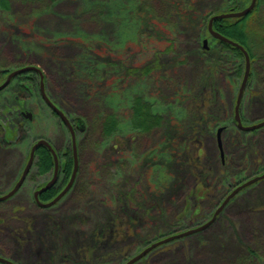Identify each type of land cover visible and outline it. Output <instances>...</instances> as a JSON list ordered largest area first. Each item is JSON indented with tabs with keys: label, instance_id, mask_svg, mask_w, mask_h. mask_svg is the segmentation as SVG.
Wrapping results in <instances>:
<instances>
[{
	"label": "rangeland",
	"instance_id": "374dc122",
	"mask_svg": "<svg viewBox=\"0 0 264 264\" xmlns=\"http://www.w3.org/2000/svg\"><path fill=\"white\" fill-rule=\"evenodd\" d=\"M249 1L9 0L10 10H0V73L37 67L49 96L85 132L79 171L55 206L33 205V191L49 176L35 173L0 201V256L16 264H124L145 245L203 224L237 180L262 174L264 128L242 132L233 123L243 60L204 34L209 16ZM257 16L263 24L264 6ZM251 48L240 111L246 125L264 120V47L254 40ZM28 89L30 80L12 81L0 92V107L18 94L32 121L0 114L20 137L5 148L0 134V196L18 180L31 141L47 138L60 150L68 138ZM135 95L162 117L159 128L131 129ZM111 114L119 126L107 139L102 122ZM210 225L133 264H264V183Z\"/></svg>",
	"mask_w": 264,
	"mask_h": 264
},
{
	"label": "flooded vegetation",
	"instance_id": "af4514ba",
	"mask_svg": "<svg viewBox=\"0 0 264 264\" xmlns=\"http://www.w3.org/2000/svg\"><path fill=\"white\" fill-rule=\"evenodd\" d=\"M13 70H15V69H13ZM13 70H11V71H13ZM11 71H7L6 72V74H5V76H4V78H3V80H2L1 83H3V81L6 78V76ZM3 72L4 71H2L1 73H3ZM41 75H42V77L40 76V73H38L37 71H29V72H25V73L18 74L17 76L13 77L10 80V82L8 83V85L3 90H1L0 92L5 91L6 89H8L12 81H15V82H18L19 84H22L23 81L30 80L31 83H33L34 89L33 90L32 89H28V90H29V93L30 94L36 93V98H38L37 102L41 106V108H39V109L40 110L43 109L44 111L45 110L49 111V114L51 115V117H53V118H55V119L58 120L57 121L58 124L61 125L65 129V132H66V134L68 136L67 141L65 142V144L62 146V148L60 150L57 149L54 146V143L51 140H49L47 138H43V137L36 138L35 140L31 141L30 144H29L28 152H27L26 159H25V165L27 163V160L29 158L30 151H31L33 145L35 143H37L39 140H45L50 145V147L53 149V151L55 152V154L57 156L58 170H57L56 180H55L54 184L51 187H49L47 190L42 191V192L39 191L48 181L51 180V178L53 176V173H54V160H53L52 153L50 152V150L45 145H39V146H37L35 148L34 154H33L32 164H31L30 169L28 171V174H27V176H26V178L24 180V181H26L30 177V175H31L30 173H35V175L33 176V178H35L37 176L38 177H43V176L49 175L47 177L46 181L43 184L37 186L35 188V190L33 191V194H32L33 205L36 208H38V209H42V211H46V210L52 208L53 206H55L59 202V200H58L57 202H55L54 204H52L50 206H46V207L43 206V204H46V203H49L50 201H52L59 194V192L65 187L66 183L68 182V180L70 178V175L72 173V170H73L74 157H73V153H72L71 133H70L68 127L62 122V120L60 119V117H58L56 115V113L47 105L46 101L43 99L42 94H41V91H40V82L42 81V83H43V90H44V94L46 95V97L49 99V101L51 103H53L65 115L66 119L68 120V122H69V124H70V126H71V128H72V130L74 132V136H75L74 143H75V148H76V161H77L76 173H78V171H79V167H80L79 162H80V156H81V154H80V147H79V141H78L79 140L78 135L80 133H84L85 132V124H84V122H82L81 120H79L77 117H70L67 114V112L65 111V109L62 107V105L60 103L54 101L49 96V94L47 92V88H46L45 76L43 75L42 72H41ZM21 79H24V80H21ZM22 87L21 88L23 90H26L27 89V87L25 85H23ZM9 98H12V99H9ZM9 98L7 100L1 102V103H4L7 107L1 106L0 107V114L3 113V115H5L7 118L9 117L8 120L10 121V117H12L11 114H13V112H14V113H17L21 119L26 120L27 122H32V121H30L31 120V115L29 116V113L26 111V108L24 107L23 102L21 100H18V99H20L18 97V94H16V95L14 94V95H12V97H9ZM8 100L9 101H13L14 105H17V106L10 107L11 104H12V102H11V104L9 103V105H7V101ZM78 120L81 121V122H79ZM33 121H34V119H33ZM9 127L10 126L7 125V123H4L3 125H2V123H0V134H2V136H3L2 137L3 138L2 139V142H3L2 143L3 144L2 146L5 147V148L10 145V141L12 139H15L16 140V139H19L20 138L19 135L17 137L16 136L13 137V135H14V133H12L13 130H11ZM262 128H264V127H262ZM262 128H259V129L255 130V131L261 130ZM217 150L220 151V154H221V155H219L220 165L222 166V170H220V171H223V169H224L223 166L225 165V164H223L224 147L221 145L220 147H217ZM45 151H48L49 154H50V158H51V162H52L51 163V168L47 172V174L40 175L39 167H38V164L42 160L40 153H43ZM25 165H24V167H25ZM24 167H23V169H24ZM210 167H211V165H210ZM23 169H22L21 173L23 172ZM209 170H211V169H209ZM223 172L226 173L227 171L225 170ZM64 173H70L69 176H68V178H66V176H65ZM259 173H264V170H262ZM255 176H253V177H255ZM19 178H20V176H19ZM19 178H18V180H19ZM31 178H32V176L30 177V179ZM59 179L60 180L62 179L61 182H59L60 181ZM74 179H75V177H74ZM248 179H250V178H245L244 180H237L236 181L237 184L233 187V189L236 188L237 186H239L240 184L244 183ZM16 182H15V184H16ZM23 183H22V185H23ZM260 183H264V179H262V180H260L258 182H255L253 184H250V185L242 188L239 192H237L233 197H231L229 199V201L224 205V207L222 208V210L220 212H222L226 207H228L235 200V198L238 197L241 193H244V192L249 191V189L251 188L252 185H258ZM14 185H13V187H14ZM22 185L19 187V189L10 198L14 197L17 194V192L21 189ZM51 190L57 192L56 195L53 198H51L50 200H47V201H43V200L40 199V197H41V195H43V193L48 192V191H51ZM35 193H37L36 196H35ZM226 196L222 199V201L226 198ZM10 198H8V199H10ZM8 199H6V200H8ZM6 200H3V201H6ZM149 245L150 244L145 245V247L142 248V250L145 249L146 247H148ZM150 253H152V252H149L148 254H150ZM0 257L1 258H4L2 256H0ZM9 261H11L12 263L16 264L12 260H9Z\"/></svg>",
	"mask_w": 264,
	"mask_h": 264
},
{
	"label": "water",
	"instance_id": "95a60500",
	"mask_svg": "<svg viewBox=\"0 0 264 264\" xmlns=\"http://www.w3.org/2000/svg\"><path fill=\"white\" fill-rule=\"evenodd\" d=\"M255 3H256V0H251L250 3L248 4V6H246L244 9H242L240 11H237V12L231 11V12L213 15L209 18L208 24H207L208 33L212 39L227 43V44L231 45L232 47L237 48L242 53V55L244 56L245 69H244V74H243L240 86H239L238 91H237L233 112H234L235 124L237 125V127L240 130L245 131V132L253 131V130L259 129V128L264 126V120L257 123V124L248 125V126L242 125L241 120H240L239 108H240V103H241V100L243 97L244 88H245V85H246V82L248 79L249 69H250L249 55L243 46L239 45L238 43H236L232 40H229L228 38L220 35L216 31H214L212 28V23L214 20H217V19L240 18V17L248 14L254 8ZM203 46L204 47L206 46V40L203 41ZM29 71H37L38 73H40V76L42 77L40 70L35 66L28 65V66L20 67V68H17L15 70L11 71L10 73H8V75L6 76L3 83L0 84V91L3 90L8 85V83L10 82V80L13 77L17 76L18 74L29 72ZM40 91H41L42 97L46 101L47 105L56 113V115L58 117H60L62 122L68 127V129L71 133L72 153H73V157H74L73 170H72V173L70 175V178H69L67 184L65 185V187L60 191V193L52 201H50L49 203L43 204V206L46 207V206H50V205L54 204L55 202H57L71 187L73 180H74V177L76 175L77 161H76V148H75V143H74L75 136H74V132H73L68 120L66 119L65 115L53 103H51L49 101V99L46 97V95L44 94L42 81L40 82ZM29 116H30V113H29ZM79 122H81V121H79ZM222 130H223V128H218L217 132H216V140H217L218 145H220V132ZM39 145H45L50 150V152L52 153L53 160H54L53 176H52L51 180L48 181L39 191L40 192L45 191L54 184V182L56 180V176H57V170H58L57 156H56L55 152L53 151V149L50 147V145L45 140H39L37 143H35L33 145L32 149L30 151L29 158H28L27 163L23 169V172L20 175L19 180L16 182L14 187L8 193L0 196V201H3V200L10 198L19 189V187L22 185V183L24 182V180L28 174L30 166L32 164L34 150ZM262 179H264V173L259 175V176L254 177L252 179H249V180L245 181L244 183L240 184L239 186H237L231 193L228 194V196L223 200V202L215 210L212 218L210 220H208L206 223H204V224H202L196 228L189 229V230H186L182 233L171 235L169 237H166L164 239L156 241V242L152 243L151 245H149L148 247H146L145 249H143L138 254H136L134 257L130 258L124 264H133V263L137 262L138 260L145 257L152 249L158 247L159 245H162V244L168 243L172 240L182 238V237H186L188 235H191V234H194V233H197V232L204 230L215 220L216 216L219 214V212L222 210L224 205L229 201V199L231 197H233L242 188H244L250 184H253L254 182L262 180ZM36 195H37V193H35V196ZM0 263L1 264H14L11 261L6 260V259L1 258V257H0Z\"/></svg>",
	"mask_w": 264,
	"mask_h": 264
},
{
	"label": "trees",
	"instance_id": "16d2710c",
	"mask_svg": "<svg viewBox=\"0 0 264 264\" xmlns=\"http://www.w3.org/2000/svg\"><path fill=\"white\" fill-rule=\"evenodd\" d=\"M260 6H264V0H257L254 8L248 14L240 18L217 19L212 23V28L214 31L243 46L248 51L251 60H253L254 57V53L252 52L251 48L253 41L259 40L260 44L264 47V23L262 24V20H260L258 16L256 17V13L259 12ZM0 10L4 12H8L10 10L9 0H0ZM239 10L240 8H238L237 5H233L225 12H236ZM209 18L210 16L208 17V20ZM131 32L133 35L131 36V33H129L130 38H134L136 36L135 30H131ZM204 34L211 38L208 33L207 25ZM217 43L223 50L232 52L237 58H240L244 61L242 53L237 48H234L231 45L221 41H217ZM170 45H172V42ZM167 50H170V46L167 47ZM148 71V67H143L141 69V72L144 74ZM243 71L244 66L239 69L237 74L241 76ZM5 74L6 72L0 74V83L2 82ZM129 110V125L132 130L139 133H149L161 126L162 117L153 112L151 104L145 101L142 96L135 95L132 98ZM118 126L119 121L114 115L111 114L106 116L102 122L103 137L107 139L113 138L118 130ZM40 155L42 160L38 164V167L40 175H44L50 170L52 162L48 151L40 153ZM64 174L66 178H68L70 173ZM56 193L57 192L53 190L45 192L43 195H41L40 199L43 201L50 200L56 195ZM83 261L84 260H80L78 262L79 264H85Z\"/></svg>",
	"mask_w": 264,
	"mask_h": 264
},
{
	"label": "crops",
	"instance_id": "0c3cea01",
	"mask_svg": "<svg viewBox=\"0 0 264 264\" xmlns=\"http://www.w3.org/2000/svg\"><path fill=\"white\" fill-rule=\"evenodd\" d=\"M233 204H235V205H237L236 203H233ZM238 208V205L237 206H234V210H236ZM246 208H248L247 210L249 211V210H251V207H246ZM246 210V211H247ZM230 215V213H229V211L227 212V216H229ZM227 219V218H226ZM225 222H227V221H225Z\"/></svg>",
	"mask_w": 264,
	"mask_h": 264
}]
</instances>
